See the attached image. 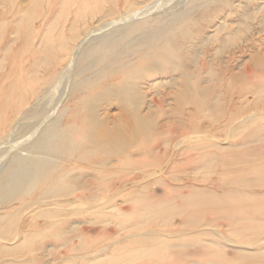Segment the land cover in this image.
Here are the masks:
<instances>
[{
	"label": "bare ground",
	"instance_id": "obj_1",
	"mask_svg": "<svg viewBox=\"0 0 264 264\" xmlns=\"http://www.w3.org/2000/svg\"><path fill=\"white\" fill-rule=\"evenodd\" d=\"M174 1L0 0V264H264V0H226L194 67Z\"/></svg>",
	"mask_w": 264,
	"mask_h": 264
},
{
	"label": "rangeland",
	"instance_id": "obj_2",
	"mask_svg": "<svg viewBox=\"0 0 264 264\" xmlns=\"http://www.w3.org/2000/svg\"><path fill=\"white\" fill-rule=\"evenodd\" d=\"M140 1H141V3H139L138 6H136V7L146 5L147 3H149L150 0H140ZM225 1L226 0H190V2L186 1L185 3H183L182 0H175L173 2V4H171L169 6V8L170 7L172 8V10H175L177 8L176 13H178V16H176V18H174V20H173V17L176 14H174L173 16L171 14H163L164 13V12H162L163 10H159V12H155V17L158 18V20L156 19L157 23H155V24L161 25L162 27H164V29H168L169 31H177L178 28L181 30L183 29L185 31V33L183 35L181 34L174 41H172L171 45H173L175 47V49H177L178 54L184 58V60H183L184 64L187 63L189 67H194L196 62H203L204 59H202V60L200 59V57L203 53L200 43L203 39H205L207 34L213 32L215 25L218 22L222 21L221 19L225 15H227L228 10H229V5L226 4ZM230 1L232 3H235V5L237 3L236 0H230ZM169 10H171V9H169ZM169 10H167V11H169ZM125 11H126V9H124V10L122 9L119 11V13H123ZM206 14H209L207 17H211V18H206V16H205ZM201 16L203 18H200ZM214 16H216V18H214ZM153 17L154 16H152L150 18H153ZM196 18L198 20H200V19L211 20V23H208V24L204 23V27H203L202 25H200V24H203V21H201V22L199 21L200 24L193 23V22L198 21V20H196ZM143 32H144V34H142L143 37H145V35H148V33H150L148 35L149 37L152 36V33H151L152 29L150 30L149 28H146ZM258 36L259 35H256L254 37L257 38ZM155 37H156V34H155ZM258 38H260V36ZM161 39H162V37H160L159 40L156 41V43L153 42V44L145 42V43L141 44L140 46H137V47H140V48H138L140 50H138L139 52H136L137 48H135L134 52H132L134 54L133 57L135 55L137 56L140 54H150V56H151V54L155 53V55H156L160 50H162L166 47V43L163 42V40H161ZM119 45H121V44H119ZM168 45H170V44H168ZM131 50H133V49H127V48L125 49V45L124 46H117L116 51L113 54L115 56H117L118 58H120V57H123L124 55H126L125 53H128V51H131ZM132 53H130V54H132ZM213 53H214V50H212V49H210L209 51H207L205 53V58L207 61L209 59L210 60L214 59ZM249 55H250V53H248V52H245L244 54H240V55L235 54V55H233L232 59H228V57L225 56L223 59L225 61V63H223L222 65L217 64L218 63L217 58H219L218 56H220V55H217V56H215L216 59H214L213 62L215 64L216 69L218 70V68H219V71L220 70L222 71L224 68L225 69H230V68L234 69L237 64H239V63L241 64V63H243V61H248ZM129 58H128V60H129ZM119 62L122 63L123 62L122 59ZM107 64H109V63L104 62L103 64L98 65L97 63H95L93 61L91 62V60L90 61L87 60V61L79 62L77 64V66H75V70L77 72L81 69L85 70L80 75V76H82V78H86L89 76H95L96 77V76H99L102 72L105 73V71L109 70V67L108 68L104 67V65L106 66ZM217 65H218V68H217ZM97 66H99V68ZM102 67H104V68H102ZM100 69L101 70L103 69V71H101V73H100ZM206 70L207 69L204 68L201 71V76L203 79L206 76ZM96 73H98V74H96ZM175 74L176 73H173V75H175ZM155 82L157 83L158 79ZM1 89L2 88H0V90ZM70 91H71V89H70ZM70 91H69V93H70ZM145 91L148 95V98L150 99L154 90L145 88ZM162 107H164V104L162 105ZM155 109H156V100H155ZM35 117L36 116H33L30 119H26L24 122L32 123V122L38 121L39 117L38 116L36 118ZM32 120H34V121H32ZM160 122H162V121H160ZM118 204H120V202H118ZM177 204H178V202H177ZM80 220H83V219H80ZM85 223L86 222H84V221L77 220L76 224L81 225V226L82 225L85 226L84 225ZM113 224H111L110 227L113 228L115 225V224L114 225ZM47 259H50V257H48Z\"/></svg>",
	"mask_w": 264,
	"mask_h": 264
}]
</instances>
